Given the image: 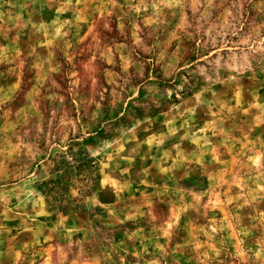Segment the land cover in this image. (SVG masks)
Returning <instances> with one entry per match:
<instances>
[{
    "label": "rangeland",
    "instance_id": "1",
    "mask_svg": "<svg viewBox=\"0 0 264 264\" xmlns=\"http://www.w3.org/2000/svg\"><path fill=\"white\" fill-rule=\"evenodd\" d=\"M0 264H264V0H0Z\"/></svg>",
    "mask_w": 264,
    "mask_h": 264
},
{
    "label": "trees",
    "instance_id": "2",
    "mask_svg": "<svg viewBox=\"0 0 264 264\" xmlns=\"http://www.w3.org/2000/svg\"><path fill=\"white\" fill-rule=\"evenodd\" d=\"M85 162L89 163V160L85 158ZM62 209H65V205H63Z\"/></svg>",
    "mask_w": 264,
    "mask_h": 264
}]
</instances>
